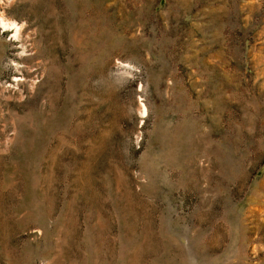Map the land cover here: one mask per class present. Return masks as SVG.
I'll return each mask as SVG.
<instances>
[{"label":"rangeland","instance_id":"rangeland-1","mask_svg":"<svg viewBox=\"0 0 264 264\" xmlns=\"http://www.w3.org/2000/svg\"><path fill=\"white\" fill-rule=\"evenodd\" d=\"M0 264H264V0H0Z\"/></svg>","mask_w":264,"mask_h":264}]
</instances>
